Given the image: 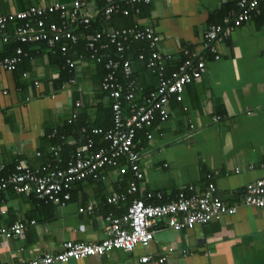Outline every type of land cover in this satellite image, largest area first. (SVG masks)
Masks as SVG:
<instances>
[{"label": "crops", "instance_id": "0c3cea01", "mask_svg": "<svg viewBox=\"0 0 264 264\" xmlns=\"http://www.w3.org/2000/svg\"><path fill=\"white\" fill-rule=\"evenodd\" d=\"M70 1L0 0V15ZM236 1L150 0L148 14L135 19V24L154 29L160 38L156 49L171 55L168 63L174 66L182 60L183 49L201 50L204 33L213 25L210 22L218 9L227 10L226 16ZM103 6L104 0H87L85 10L91 21ZM4 45L0 40V53ZM26 47L25 58L14 71H0V177L12 171L16 162L39 169L48 154L51 132L71 114L90 125L109 122L110 100L99 89L94 61L84 53L74 57V50L72 82L59 85L53 52L38 45ZM214 49L218 59L203 54L205 72L184 87L180 102H168L167 119L162 123L155 119L150 128L139 131L136 147L142 178L134 182V193L126 194L131 181L128 173L122 182L116 180L123 160L103 168L95 179L73 184L69 201L61 207L10 190L0 193L5 210L0 228L15 222L23 225L16 236L0 235V264L53 254L66 240H101L106 213L120 216L123 212L115 211L126 203L107 204L106 197L113 194L123 193L127 200L158 191L162 198L152 201L157 204L173 199L186 186L200 193L212 183L222 202L239 204L244 185L264 177V0L247 23L214 44ZM135 68L140 99L145 95L142 89L156 87V77ZM76 102L79 107H74ZM86 205L92 206L91 213L77 211ZM153 229L145 247L136 246L130 253L112 250L66 264H264V208L239 205L233 215L189 230L173 231L159 220ZM143 256H148L147 263L139 261ZM160 257L163 261L156 263Z\"/></svg>", "mask_w": 264, "mask_h": 264}, {"label": "built area", "instance_id": "2783aa9c", "mask_svg": "<svg viewBox=\"0 0 264 264\" xmlns=\"http://www.w3.org/2000/svg\"><path fill=\"white\" fill-rule=\"evenodd\" d=\"M261 2L262 0H237L233 11L224 16L220 23L208 27L200 51H181L182 60L175 69H169L171 55L162 54L156 49L160 38L152 27L135 24L125 29H108L87 37L89 58L103 66L105 73L101 77L100 88L110 100V126L106 129L92 128L90 134L99 136L105 145L93 150V141L86 138L77 146L70 159L58 166L46 162L39 169L30 170L16 162L12 171L0 177V193L10 190L15 194L30 195L43 203L61 207L69 201L73 184L95 179L99 171L115 166L118 160H123L124 164L117 167L116 180L122 182L128 173L131 181L128 182L126 194L134 193V182L142 178L138 168L137 132L150 128L155 119L160 123L167 119L168 102L171 99L180 102L184 87L198 80L205 72L203 54L208 52L213 60H217L214 44L227 39L234 29L247 23L258 12ZM149 3L150 0H104L100 15L107 21L111 14L118 11L127 15L126 6L137 13L135 5ZM86 4L87 0L54 2L0 15V40L6 43L9 38H13L19 44L44 43L47 50L53 52L56 48L63 57L61 69H71L73 62L66 57V51L68 45L77 43L78 37L73 33L77 26L86 27L91 21V16L85 10ZM120 4L125 5V8L120 10ZM51 17L55 20H51ZM131 41L146 44L147 55L140 53L138 59L144 60L146 70L156 77L155 89L139 100L136 99V93L140 91V87L132 77L129 61L125 58ZM109 47L114 48L116 59L106 52ZM99 51L106 53L99 55ZM23 57L25 53L19 47L12 55L0 57V71H14ZM33 85L37 87V83ZM79 105L78 102L74 103L75 107ZM75 118L76 114H71L66 122L70 123ZM144 136L150 139L149 132L145 131ZM48 154L55 159V163L60 162L57 148L50 146ZM35 155L40 154L37 152ZM261 166L264 167V163ZM0 170H3L2 166ZM214 193L212 183L200 193L194 192L192 186H186L173 199L156 204L152 201H159L161 194L158 191L145 192L143 198L132 199L120 216L106 213L101 240H66L53 254H41L14 264H66L70 260L101 257L112 250L130 253L136 246H147L159 220H164L166 227L173 231L189 230L196 224L204 225L222 216L233 215L239 205L264 208V177L244 185L238 205L222 202ZM125 199L126 196L119 193L106 197L105 202L117 205L124 203ZM1 202L0 200V215H4ZM77 211L91 213L92 206L86 205ZM28 223L32 225L34 221ZM22 226L20 222H15L8 228H0V235L6 238L16 236L22 232ZM139 261L147 263L149 258L143 256ZM162 261L163 258L160 257L156 263Z\"/></svg>", "mask_w": 264, "mask_h": 264}, {"label": "trees", "instance_id": "16d2710c", "mask_svg": "<svg viewBox=\"0 0 264 264\" xmlns=\"http://www.w3.org/2000/svg\"><path fill=\"white\" fill-rule=\"evenodd\" d=\"M147 5H144V4L135 5V7L138 9L137 13H134V11L130 9L129 6H126L128 10L127 15H123L121 11H118L117 13L111 14L107 21L103 20V17L100 15V12H99L97 17L93 19V21H90V23L86 27H84L83 25H78L77 29L73 32L74 35L78 37L77 43L73 46L68 45L67 51L69 49L71 50H69L68 52L66 51V57L70 59L71 55L74 54V52L76 51L77 54L75 53L74 57L80 56L81 54H82L81 56H83L85 54L87 55V58H89V51L86 48L87 37L92 36L96 33L104 32L105 30H108V29L119 30V29H125L128 27H131L132 25H135V19L144 18L148 14L150 6L149 4ZM123 8H125V5L120 4V10ZM231 10H234V9H231ZM226 11L227 10L225 9L222 10V8H219L216 15L214 16L215 19L211 20L210 23L212 24H215V23L217 24V22L220 23L221 19L225 16ZM50 19L55 20L54 17H51ZM36 45L46 48L44 43L19 44L15 39L9 38L4 45L5 46L4 51L0 53V57L12 55L14 50L17 47L21 48L24 53V51L27 49L26 46H36ZM106 52L116 59V55H115L113 47H109V49ZM106 52L99 51L98 54L99 55L102 53L105 54ZM140 53H142L144 56H146L148 53L146 44L140 41H131L129 44V50L125 52V58L129 61V64L131 67L132 77L136 80L138 87H140V84L138 83L139 79H137L138 71L136 70V68L134 69V66H137L142 71L149 72L144 67L145 65L144 60L138 59V55ZM52 57L54 59V65L59 70L57 83L60 85V83L67 82L68 80L70 81V78L73 75L74 62L70 59L73 62V68L61 69V65L63 64V57L60 55L59 51L56 48L53 51ZM24 58L25 57L22 58V61ZM177 65L178 63H175L174 66L173 64H171L169 65V69H174V67H176ZM95 71L97 74H99L98 75L99 76V79H98L99 89L106 96L105 92H103L100 88V80L103 74L105 73L103 66L101 64H97ZM56 89H59V88H56ZM148 92L150 91L142 89L143 94H147ZM137 97H138V92L136 93V99ZM108 110H109V113H108L109 122L108 123L103 121L102 123L95 122L92 125H90L88 122L80 118H75L70 123H67L65 121L60 127H57L55 130H53L50 136L48 135L49 136V146H53L58 149V159L60 160V162L55 163V159L51 155L46 154L43 158V163L50 162L52 165H57V166L61 165L63 162L70 159V157L75 152V149L77 148V146L80 145L86 138H89L93 141V150H96L97 148L104 146L105 143L99 139V136L91 135L90 130L94 127H98V128L101 127L102 129H106L110 126V109ZM137 136H139V132H137L136 137ZM131 199H132L131 197H128L123 207L115 212L116 213L124 212L128 203L131 201ZM164 201L166 200H161L158 203H162Z\"/></svg>", "mask_w": 264, "mask_h": 264}]
</instances>
